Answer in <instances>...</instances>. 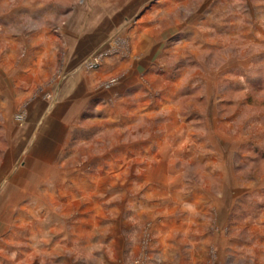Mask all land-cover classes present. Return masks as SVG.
I'll return each instance as SVG.
<instances>
[{"label": "rangeland", "instance_id": "rangeland-1", "mask_svg": "<svg viewBox=\"0 0 264 264\" xmlns=\"http://www.w3.org/2000/svg\"><path fill=\"white\" fill-rule=\"evenodd\" d=\"M137 1L0 0V264H264V0Z\"/></svg>", "mask_w": 264, "mask_h": 264}, {"label": "crops", "instance_id": "crops-1", "mask_svg": "<svg viewBox=\"0 0 264 264\" xmlns=\"http://www.w3.org/2000/svg\"><path fill=\"white\" fill-rule=\"evenodd\" d=\"M138 5L141 3L139 0L136 2ZM130 4V3H129Z\"/></svg>", "mask_w": 264, "mask_h": 264}, {"label": "bare ground", "instance_id": "bare-ground-1", "mask_svg": "<svg viewBox=\"0 0 264 264\" xmlns=\"http://www.w3.org/2000/svg\"><path fill=\"white\" fill-rule=\"evenodd\" d=\"M23 184V183H22Z\"/></svg>", "mask_w": 264, "mask_h": 264}]
</instances>
